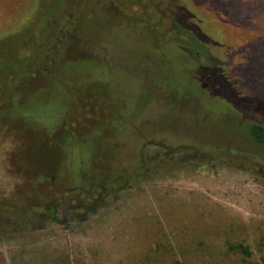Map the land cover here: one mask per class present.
I'll use <instances>...</instances> for the list:
<instances>
[{"label":"rangeland","instance_id":"rangeland-1","mask_svg":"<svg viewBox=\"0 0 264 264\" xmlns=\"http://www.w3.org/2000/svg\"><path fill=\"white\" fill-rule=\"evenodd\" d=\"M0 62V264H264V0H0Z\"/></svg>","mask_w":264,"mask_h":264},{"label":"trees","instance_id":"trees-1","mask_svg":"<svg viewBox=\"0 0 264 264\" xmlns=\"http://www.w3.org/2000/svg\"><path fill=\"white\" fill-rule=\"evenodd\" d=\"M172 42H170L171 44H174V45H178L179 47L191 52L192 54L195 52L194 50H188V46H187V43H184V41L182 39H178V38H172L171 39ZM166 44L165 43H160V45H164ZM178 46H177V49H178ZM194 55H197V53H194ZM24 60L21 59L20 62H19V67L22 66V64L24 63L23 62ZM10 64L8 62L4 63V62H0V71L6 69V71H12V70H16L13 66H9ZM8 66V67H7ZM7 67V68H5ZM248 132L251 136V138L258 144H264V126L260 125V124H257V123H251L249 126H248ZM241 251L245 254H249L248 250L246 248H243L241 247Z\"/></svg>","mask_w":264,"mask_h":264}]
</instances>
